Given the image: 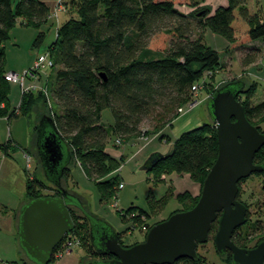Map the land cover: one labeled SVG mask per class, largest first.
<instances>
[{"label":"trees","instance_id":"16d2710c","mask_svg":"<svg viewBox=\"0 0 264 264\" xmlns=\"http://www.w3.org/2000/svg\"><path fill=\"white\" fill-rule=\"evenodd\" d=\"M227 1V6H219L213 12L211 8L204 7L200 11L201 17L192 18L178 6L196 7L199 5L197 0H63L68 18L57 28L56 40L46 51L54 61V72L51 71L49 78L43 76L48 78L47 86L56 104L51 115L49 111L44 112L49 107V99L42 91L24 92L19 107L12 108V85L5 78L8 72L6 43L17 21L20 19L24 26L40 31L34 44L38 48L43 42L46 32L42 30L49 25L51 12L43 0H0V105L3 104V107L0 106V118L11 120L34 115L38 120L45 115L51 117L71 153L63 183H67L72 175L71 166L80 165L85 175L96 184L100 202L109 203L112 198H117L119 185L124 182L119 174L116 175L121 159H116L107 150L109 139H121L124 144L127 141L137 142L143 134L146 118L154 112L157 130L165 123L172 124L179 117V108L192 98L193 85L206 71L223 68L221 50L206 43L204 32L207 30L225 39L229 44L224 51L264 39V14L254 7L253 0ZM194 19L200 33L193 38ZM257 52V49H251L242 59L243 66L255 63ZM247 84V91L239 96V100L245 107L247 119L264 133L261 127L264 122V98L259 103L253 102L258 84L249 81ZM215 90L216 87L212 86L208 92L212 95ZM157 107L161 108L160 112H156ZM105 109H110L114 118L109 127L103 123ZM164 136L169 137L167 134L158 135L161 140ZM173 143V153L149 169L156 173V181L167 174H189L202 186L218 157L215 125L207 123L184 132ZM21 149L32 154L31 150L12 139L0 143V155L12 157ZM262 162L264 146L255 156V163ZM35 164V171H38L41 168L38 155ZM256 174L264 176V173ZM244 181L239 183L240 192ZM64 188L68 190L67 186ZM45 191L51 194H45ZM167 193L172 194L170 187ZM47 195L61 193L56 185L36 175L27 180L28 201ZM199 197L185 192L177 195L176 199L185 206L181 211H186L197 204ZM159 202L165 206L167 196ZM131 211L138 214L136 208H130L128 215ZM70 212L75 224L71 234L85 239L92 247L89 220L82 211L78 215L70 207ZM139 214L150 216L144 210H139ZM245 225L233 235V241L242 248H248L246 243L249 238L242 237L241 231L250 235ZM257 227L262 231L261 221H258ZM217 228L216 222L210 236ZM118 238L124 247L139 243L124 241L120 233ZM220 256L228 264H233L230 251ZM198 257L180 259L175 264H202ZM54 260L53 256L51 263Z\"/></svg>","mask_w":264,"mask_h":264},{"label":"water","instance_id":"95a60500","mask_svg":"<svg viewBox=\"0 0 264 264\" xmlns=\"http://www.w3.org/2000/svg\"><path fill=\"white\" fill-rule=\"evenodd\" d=\"M247 85L242 79L226 82L208 99L219 152L197 204L153 225L144 241L130 247L122 246L117 231L86 210L79 196L64 188L63 177L71 162L69 147L51 117L39 119L35 152L41 169L61 195L34 198L20 208L18 240L28 258L35 264L51 263L57 247L74 229L70 212L74 204L89 220L92 247L99 256L109 257L95 260L94 264H175L180 259H195L198 245L208 242L216 222L214 242L220 255L230 251L233 264H264V239L254 248H242L233 241L234 233L246 224L248 215V208L238 200L239 183L264 173V162L255 163L256 154L264 146V133L247 119L239 100ZM174 148L173 143L167 152L151 154L141 169H151Z\"/></svg>","mask_w":264,"mask_h":264},{"label":"rangeland","instance_id":"374dc122","mask_svg":"<svg viewBox=\"0 0 264 264\" xmlns=\"http://www.w3.org/2000/svg\"><path fill=\"white\" fill-rule=\"evenodd\" d=\"M16 1L17 0H14V2ZM197 1L199 2V5L196 7L179 5L178 8L182 12L189 14L192 18L201 17L200 11L204 9V7L211 8L212 11L213 9H215L214 7L216 6V3L214 2V0ZM253 4L255 8H258L260 12L264 14V0H253ZM64 6L65 11H62L60 13L68 12L67 6ZM56 8L57 0L54 10ZM197 11H199V13ZM62 19L60 20V23L64 22V20ZM56 23L53 24V26L49 24L43 27L42 31L46 33L43 42L38 48H36L34 44L36 37L38 36L40 31L32 27L24 26L22 24V20L19 19L15 27L11 30L10 39L6 43V65L12 67L17 72H20L22 71V67H25L26 65L31 63L32 54L34 51L38 53H45L48 50L49 46L56 40ZM197 25L198 23L196 19H194L193 29L195 33L193 34V38L197 37L200 33V29H198ZM205 32H207V30ZM208 32L209 35H207V38L205 39L206 43L213 46L214 48H218L215 45L214 40V38L216 37H213L210 31ZM220 38L219 40L216 39V44L218 46H221V42H223V38ZM219 49L221 50L220 58L223 68H219L215 71L208 70L204 73L203 77L200 79L202 85H198L194 90L192 88V98L189 100V102L182 106L183 112H179L178 110L179 117L174 119L172 124L165 123V125L160 127V130H157L156 125L158 124V122L155 118V112L152 116L146 118L143 124V131H147L145 132V137L150 139L149 143L151 142L153 137V140L156 139L155 143L163 144L164 140L169 147L171 144H173V141L180 137V135L184 132L199 128L204 124L211 123L213 118L210 114L208 106V99L211 96V93L208 92L209 88H211L212 86H215L217 88L221 84L241 78H245L248 82V73L243 70L246 67L242 64V59L246 51H243L242 49L238 52L233 51L231 54V52L229 51H224V48ZM256 54L257 56L259 55L258 52ZM163 55H165V53ZM157 56L161 55L158 54ZM47 74L49 78V76L51 75V71L47 72ZM48 78H44L45 81L43 83L44 90H46V95L49 99V107L46 108V110L44 109V112L49 111V113H51L52 115V110H54V108L56 109V104L53 101L50 89L47 86L49 83ZM203 80H205L206 83H204ZM195 97L198 98L199 102H194V105L196 106L192 108V106H190L191 104L189 103L194 101ZM263 98L264 75L262 76L261 80H259V87L257 88L255 96L253 97V102L259 103ZM51 107L53 108L51 109ZM156 110V112H160L161 108L157 107ZM113 122L114 118L110 109H105V111L103 112V123L106 127H109L113 124ZM39 124V119L36 120L34 115H32V117L19 116L17 118L11 119L10 121L5 119L0 120V143H6L10 139L9 137L11 135L12 139H15L17 141V144H19L23 148L31 150V156L35 159V157L37 158V153L35 152V139L36 135L38 134L37 127ZM263 124L264 122L262 123V125ZM164 134L169 135V137L164 136V139L161 140L158 135L162 136ZM114 142V138L111 137L107 145V150L116 159H121L122 164L120 165V167H122V171L120 173H117L116 175L119 174L120 179H122L125 184L124 188L118 191L117 198L114 197L109 203L102 204L100 202V194L96 184L85 175L80 165L71 166L74 180L72 179L71 182H64L63 184L65 187L67 186L70 190H72L74 192L73 194H77L79 196L86 210H89V212H91L92 214L106 221L117 231V233L122 234V238L124 241L128 243L142 242L145 240V237L150 230L149 225L153 226L159 222L166 220L167 218H169V216H171L173 212L181 211V209L185 208V206L176 199L172 191L171 195L167 193L169 190L170 174L163 175L162 180L156 181V173L154 171L141 169V166L146 160H144L141 164L138 159L133 160L134 154L137 155L138 149L140 148L139 145L143 146L148 143H145L143 140L141 141L140 139H138L137 147L131 146L133 145V141H127L125 146L122 145L121 147H118ZM165 143L163 144L164 147L166 146ZM168 147L166 149H168ZM20 151L22 152L17 153V156L14 159L16 162L15 164L17 168H19V170L21 164H23V162L25 161L23 158V153L25 156L28 154L22 149ZM150 151L151 150H148L147 153H149ZM123 154H125V156ZM122 157H124V160L122 159ZM35 165L36 164L33 161L32 168L30 170L26 169V165L24 163V169L26 170L21 169V171L23 172V184L26 185V190L27 180L29 178H32V176L34 175H36L40 179H43L47 183L51 182L46 177L44 171L41 169L42 167L39 168L38 171H35ZM5 181V183L9 185H5L0 181V224H3V227L0 228V264H12L14 261H25L28 264H35V262H32L28 258L24 250L21 248L18 240V231H15L13 234H11V232H8L10 226H7V224L4 225L3 222V220H5L4 217L8 215L7 218L9 219V216H11L12 214L11 212H13L10 205H19L17 204V202L19 201L18 199H20L19 197L25 191V187L23 186V184H20V182H22L21 180L20 182H17V180L6 177ZM263 186L264 176L257 174L250 176L241 184L239 199L243 203H247L249 205V213L247 215L248 222H246L245 226L246 228H248L247 233L250 235H246L245 231H241L240 235L242 237L248 236L249 239L246 243L248 248L256 247L259 241L264 238ZM44 193L51 194V192L49 191H45ZM164 196H167V202L165 203V206H163L162 203L159 202ZM25 200L26 202L28 201L27 196ZM116 202L118 204V208L113 207ZM130 208H136L138 214L139 210L147 211L150 213V216L147 217L146 214L138 215L134 211L129 212L130 214L128 215V210ZM153 208L155 209L154 211L152 210ZM75 212L78 215L81 214L78 209H75ZM142 216H144L145 218ZM258 221H261L262 231L257 227ZM145 225H147V231H143L141 229ZM215 234L216 232L211 234L208 242L198 248V258H200V263L202 264H228L217 252L214 242ZM77 239L78 245L72 250L71 253H73L74 257L77 256L81 258V264H94L95 260L107 259L105 257L100 258L99 256H96L92 247L86 242L85 239ZM61 249L62 243L60 244V247H58L57 251H61ZM199 253L201 254V256ZM55 260L51 264H56Z\"/></svg>","mask_w":264,"mask_h":264},{"label":"crops","instance_id":"0c3cea01","mask_svg":"<svg viewBox=\"0 0 264 264\" xmlns=\"http://www.w3.org/2000/svg\"><path fill=\"white\" fill-rule=\"evenodd\" d=\"M43 1L48 6L50 12L54 11V8H55V5H56V0H43ZM214 2L216 3L215 4L216 6L215 7L213 6L215 9L218 8L219 6H227V4H228L227 0H214ZM215 9H213V11ZM256 9L259 10L258 8H256ZM67 18H68V14L67 13H59V15L57 17H49L48 21H49V24H52V25L57 22L56 23L57 24L56 28H58L62 24V22L60 23V20L62 19V20L65 21V20H67ZM208 33H209L208 31L205 32V39L207 38V35H209ZM210 33H212V32H210ZM212 36L216 37V38H214V40H215V45L218 48L215 47V49L220 50L219 48H226L228 46L229 43L226 40H224V39H222V41H223V42H221L222 45L218 46L216 44V42H217L216 39L219 40L220 37L218 35L213 34V33H212ZM242 49H243V51L244 50L246 51L245 54L243 53L244 56L248 52H250L251 49H257L258 50V54H259L258 56L259 57L257 56L256 62L253 63L250 66H246V68H244L243 70H245L248 73V75H247L248 78L247 79H248L249 83H254L255 82V83L258 84V87H259V80H261L262 76L264 75V39L258 40V41H255V42H251V43H249V44H247L245 46H242V47H240V48H238L236 50H230L229 52H231V54H232L233 51L234 52L235 51L238 52L239 50H242ZM37 55H39V53L34 51L33 54H32L31 63H29L25 67H22L21 70L23 71L25 69L30 68L32 66L35 58L37 57ZM6 68H7L8 71L11 70V71L17 72L15 69H13L12 67H9L7 65H6ZM10 98H11V107L12 108L18 107L20 102H21V93H20L19 86H17V85H13L12 86V91H11ZM3 119L8 120L7 118H0V120H3ZM8 121H10V120H8ZM261 127L264 129V124L261 125ZM9 138L12 139V136L10 135ZM12 140L15 143H17V141L15 139H12ZM155 140H153V137H152V140H151L150 143H148L146 145H143V146L139 145L140 148L138 149L137 155L134 154V156H133L134 159L133 160L138 159L140 164H141V163H143L144 160H147L148 157L151 154L155 153V152H161V153L167 152L168 149H166V148L168 146H167V143H165L166 141L163 140V144L165 143L166 146H167V147L166 146L164 147L162 143H155ZM132 144H133V145H131L132 147H137L138 146L136 141L132 142ZM148 150H151V151L149 153H147ZM20 152H22V151H18L17 153H20ZM17 153L13 154L12 157H7V156H4V155H0V181L3 182V184H5V185H9V184L5 183L6 182L5 181L6 177H9V178H11L13 180H17V182H20V180H21L22 181V182H20L21 185L24 182L23 181V172L21 171V169L25 170L24 169L25 161L23 162V164H21L20 170H19V168H17V166L15 164L16 162L14 160L16 158V156H17ZM23 158L25 160L24 153H23ZM34 168H36V165H35ZM72 179L74 180L73 175L69 176L68 182H71ZM169 180H170L169 181V187H170L171 191L173 192V194L175 195V197L177 195L185 193V192L190 193L193 197H197V196H199L201 194V190H202L201 184L198 183V182L193 181V179L191 178V176L189 174L179 175L177 173H172V174H170V179ZM23 186L25 187V189H24L25 191L19 197L20 199H18L19 201L17 202V204H19V205H10L13 212H11L12 214H11V216H9V219L7 218L8 217V215H7V216L4 217L5 220H3L4 225L7 224V226H10V229L8 230V232H11V234H13L15 231H18V214H19V210L22 207V205L26 202L25 198L27 196V190H26V185L23 184ZM1 227H3V224H0V228ZM13 263L14 264H27V262H25V261H21V262L14 261ZM56 264H81V258H79L77 256L74 257L73 253H71V254L62 256L61 258H56Z\"/></svg>","mask_w":264,"mask_h":264},{"label":"built area","instance_id":"2783aa9c","mask_svg":"<svg viewBox=\"0 0 264 264\" xmlns=\"http://www.w3.org/2000/svg\"><path fill=\"white\" fill-rule=\"evenodd\" d=\"M62 11H65L64 2H63V0H57V8L51 12L49 17H57L59 15V13ZM54 68H55L54 61L50 57V54L48 52H46V53H42V54L37 55V57L35 58L32 66L30 68L25 69L21 72L8 71L5 74V78L12 86L13 85L19 86L21 96L24 92H28L30 90L42 91L46 95L47 92H46V90H44V84L43 83L45 80H44L43 76L45 75V77H47L48 76L47 72L52 71ZM203 82L206 83L205 80H203ZM198 85H202L200 80L193 85V87H192L193 90L196 89ZM46 97L48 98L47 95H46ZM194 99H195L194 101L189 103V104H191L190 106H192V108L194 106H196V105H194V102H199L197 97H195ZM0 106L3 107V104H1ZM179 112H183V107L179 108ZM145 132L146 131L144 130L143 134L140 136L139 139L141 141L143 140L145 143H149L150 139L145 137ZM114 143L118 147L119 146L121 147L122 145L125 146L124 142L121 139H116ZM33 161L35 162V159L31 155L27 154L25 156L26 169L31 170ZM121 171H122V167H120L117 170L118 173H120ZM122 188H124V182H121L119 185V189L121 190ZM113 207L118 208L117 202L115 203V205ZM142 217H144V216H142ZM141 229L143 231H147L148 230L147 225L143 226ZM66 237H65L64 241L61 242L62 243L61 251L56 252L57 258H61L62 256H64V254L65 255L70 254L72 252V250L78 245V242H77L78 237H76V236L68 237V238H66Z\"/></svg>","mask_w":264,"mask_h":264},{"label":"flooded vegetation","instance_id":"af4514ba","mask_svg":"<svg viewBox=\"0 0 264 264\" xmlns=\"http://www.w3.org/2000/svg\"><path fill=\"white\" fill-rule=\"evenodd\" d=\"M20 105V104H19ZM19 107V106H18ZM64 185V184H63ZM65 187V186H64ZM67 189V188H66ZM68 190H69V192L72 194V195H77V194H73L74 192L72 191V190H70L69 188H68ZM78 196V195H77ZM73 203H76L75 202V200L74 199H72L71 200ZM71 209H78L80 212H81V209L77 206V205H71ZM74 235L73 234H71V232L67 235V237L66 238H68V237H73ZM64 241V240H63ZM57 257H56V253L54 254V259H56ZM101 258V257H100Z\"/></svg>","mask_w":264,"mask_h":264}]
</instances>
